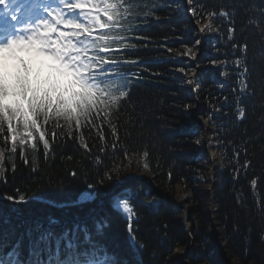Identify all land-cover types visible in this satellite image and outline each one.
Listing matches in <instances>:
<instances>
[{
    "label": "trees",
    "instance_id": "obj_1",
    "mask_svg": "<svg viewBox=\"0 0 264 264\" xmlns=\"http://www.w3.org/2000/svg\"><path fill=\"white\" fill-rule=\"evenodd\" d=\"M263 1L198 0L196 5H203L206 10H228L233 14L235 25L234 43L248 44L245 55L249 88L241 97L247 114L242 120L232 114V89L236 87L238 67L221 68L209 64L210 57L231 61L240 55L237 52L236 56L231 53L228 57L215 56L216 29H227L229 26L227 18L217 16L213 20L212 31H206L205 49L199 58L202 64L200 76L204 82L198 90L197 99L189 94L190 89L186 85L188 75L196 71L193 64L170 59L168 63L151 64V72L164 71L165 75L145 76L143 82L136 83V89L120 114L117 137H112L107 125L100 123V129L109 134L101 141L96 129L90 133L86 131L85 141L90 144L88 150L79 141L68 139L48 157L41 150L35 165L31 163V155L27 164L17 156L15 171L8 165L6 178L0 180V208L12 217L13 210L26 216L62 217L82 213L90 207L89 203L76 204L80 194L87 189L84 173L88 174L89 183L103 178V185L94 188L96 199H101L113 184L107 179V172L130 157L147 151L155 175L153 183L158 192L145 184H138L146 201L152 197L160 198L163 193L173 199L178 198L176 184H182L184 191L192 190L184 199L190 207L189 220L196 243L194 251L188 256L189 264H230L233 260L237 264H264V27L260 20ZM156 14L160 19L147 27L150 30L148 36L158 41L167 37V46L172 50L176 48L183 52L186 47L193 48L197 31L188 15L181 16L173 5L161 8ZM153 50L146 53L148 59L171 56L165 51ZM180 67H184L188 75L169 71ZM209 67L213 68L215 77ZM226 69L230 71L227 85L221 82L226 78L221 75L227 72ZM225 96L229 97L226 105L223 101ZM213 97L217 99L213 100ZM212 104L219 110L214 109ZM185 105H188L187 109ZM191 105L200 106L199 116L205 120H209L210 112L214 113L209 120V131L223 143L220 148L223 165L216 169L218 183L214 202L218 209L214 217L208 190L210 177L203 164L206 154L196 153L192 145L195 134L190 129L195 122L188 116ZM98 145L104 146L106 153L99 152ZM237 146L240 148L238 156L234 152ZM97 155L102 160L94 159ZM237 159L240 164L247 160L250 167L236 165L234 168ZM73 171L78 175L73 177ZM253 179L258 181L256 186L251 184ZM17 192L26 196L24 202L16 203L5 198ZM136 211L140 216L136 234L140 243L146 245L143 251L139 250L144 264H174L170 258L172 250L177 246H187L191 240L182 227L183 210L174 204L161 203L158 210H153L151 206H138ZM109 213L113 215V220L111 227L106 226V231L110 241L117 240L122 246L123 264H140L136 252L129 245L124 246L126 233L119 214L114 211ZM214 223L223 235L225 259L219 255L216 245L206 239Z\"/></svg>",
    "mask_w": 264,
    "mask_h": 264
},
{
    "label": "snow or ice",
    "instance_id": "obj_2",
    "mask_svg": "<svg viewBox=\"0 0 264 264\" xmlns=\"http://www.w3.org/2000/svg\"><path fill=\"white\" fill-rule=\"evenodd\" d=\"M183 2L189 6L193 17H199L196 20L199 34L211 32L217 16L227 18V29H216L215 56L228 57L229 53L236 56L237 52L240 55L231 61L210 57L209 64L221 68L238 67L236 87L232 89V114L242 120L247 114L241 97L249 88L245 55L248 44L234 43L235 25L233 14L228 10H206L203 5L196 6L198 0ZM173 4L177 10L183 7L179 0H145L142 4H134L131 0H0V180L6 178L8 165L15 171L17 156L27 164L31 155V163L35 165L41 150L48 157L68 139L79 141L88 150L90 144L85 141V132L90 133L92 129L98 131L101 141L109 133L117 137L120 114L130 100L134 84L144 79L146 73L150 77L165 75L164 71L151 72L150 63L182 57L198 59L193 48L200 45L199 39L193 48L186 47L182 53L162 59L146 61L137 55L141 49L149 48L173 52L167 46V37L158 41L140 32L152 20L159 21L156 13L161 8ZM120 40L125 41L126 46H113ZM133 55L135 58H129ZM169 71L187 75L184 67ZM221 75L227 77L230 74L222 72ZM187 83L196 88L200 84L195 78ZM223 101L228 104L229 97H223ZM184 107L187 109L188 105ZM212 107L219 110L215 104ZM213 115L210 112L208 119L211 120ZM100 123L107 125L109 133L100 129ZM98 148L99 152L106 153L104 146L98 145ZM234 152L238 156L240 148L235 147ZM148 155L146 151L144 156ZM89 156L92 158L91 154ZM94 159L99 161L102 157L97 155ZM236 165L250 167L247 160L240 164L237 159L233 167ZM144 167L148 165L145 163ZM77 175L76 171L72 172L73 177ZM83 175L87 189L103 185V178L89 183L88 174ZM251 184L256 186L257 179ZM5 198L16 203L26 200L19 192ZM79 199L80 202L91 200L94 194L85 190ZM119 209L128 220L130 244L143 251L146 245L133 235L137 231L134 227L137 220L130 199H120ZM58 223L55 218H49L50 225ZM106 225V221H95L96 234L101 235ZM79 232H83L82 241ZM19 247L17 243L6 255L0 254V264H24L19 259ZM41 252L47 253L46 260L41 257ZM30 256L26 264H116L115 256L109 254L106 247L92 243L91 230L81 225H75L72 230L65 229L59 236L51 228L42 232ZM140 264H143L142 260Z\"/></svg>",
    "mask_w": 264,
    "mask_h": 264
},
{
    "label": "rangeland",
    "instance_id": "obj_3",
    "mask_svg": "<svg viewBox=\"0 0 264 264\" xmlns=\"http://www.w3.org/2000/svg\"><path fill=\"white\" fill-rule=\"evenodd\" d=\"M136 166H137V168L143 169L141 167V161H137ZM140 175H144V174L143 173H140ZM146 177H147V175H146ZM211 239L213 241H215V242L216 241L219 242V240L221 239V236L219 234H216V235H213ZM182 251H183L182 249L175 250V253H174V255H173L172 258L175 259V261H177L176 259L179 257V255H180V253ZM233 262H234V264H236V261H233Z\"/></svg>",
    "mask_w": 264,
    "mask_h": 264
}]
</instances>
